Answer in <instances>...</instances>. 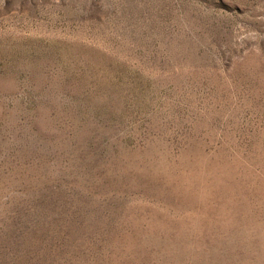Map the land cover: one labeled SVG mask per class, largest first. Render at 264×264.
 Returning <instances> with one entry per match:
<instances>
[{
    "label": "rangeland",
    "instance_id": "374dc122",
    "mask_svg": "<svg viewBox=\"0 0 264 264\" xmlns=\"http://www.w3.org/2000/svg\"><path fill=\"white\" fill-rule=\"evenodd\" d=\"M0 264H264V0H0Z\"/></svg>",
    "mask_w": 264,
    "mask_h": 264
}]
</instances>
